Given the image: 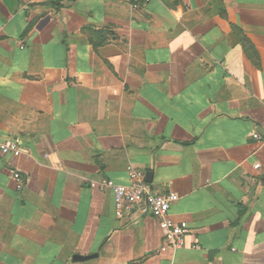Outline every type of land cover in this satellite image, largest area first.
<instances>
[{"label": "crops", "instance_id": "1", "mask_svg": "<svg viewBox=\"0 0 264 264\" xmlns=\"http://www.w3.org/2000/svg\"><path fill=\"white\" fill-rule=\"evenodd\" d=\"M254 133L264 0H0V144L21 151L0 153V264H264ZM129 166L177 196L182 249L89 187Z\"/></svg>", "mask_w": 264, "mask_h": 264}, {"label": "built area", "instance_id": "2", "mask_svg": "<svg viewBox=\"0 0 264 264\" xmlns=\"http://www.w3.org/2000/svg\"><path fill=\"white\" fill-rule=\"evenodd\" d=\"M150 0H144L147 4ZM133 9H138L140 5H131ZM252 138L259 146L264 145V136L254 133ZM0 153L2 155H11L18 158L21 155L20 148L15 140L0 144ZM260 164H254L253 169L259 170ZM129 178L128 185L115 184L113 181L100 178L89 183L91 189L101 192L108 191L112 194L114 212L116 218L151 217L157 221L159 230L162 234L164 245L162 250L177 251L184 247L185 236L188 233L186 222H176L169 217L171 205L177 200V196L172 193H158L152 186L144 181V175L131 166L126 169ZM13 181L16 189L21 190L24 185V179L18 172L13 173ZM193 248H197L194 246Z\"/></svg>", "mask_w": 264, "mask_h": 264}]
</instances>
